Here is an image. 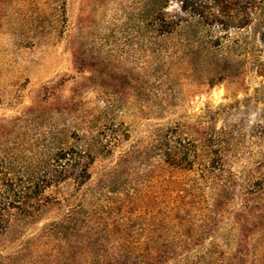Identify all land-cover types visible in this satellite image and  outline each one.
Here are the masks:
<instances>
[{
	"label": "trees",
	"instance_id": "obj_1",
	"mask_svg": "<svg viewBox=\"0 0 264 264\" xmlns=\"http://www.w3.org/2000/svg\"><path fill=\"white\" fill-rule=\"evenodd\" d=\"M65 1L0 0V17L15 2L31 38L50 12L62 32ZM134 5L123 23L136 38L130 69L102 57L88 67L92 84L63 106L36 99L0 118V264H245L257 232L264 264V170L230 166L238 142L217 126L218 110L179 115L186 93L237 82L259 60L264 0ZM90 60L82 51L78 71ZM257 71L264 75V62ZM67 181L70 197L58 195ZM226 228L234 230L229 253Z\"/></svg>",
	"mask_w": 264,
	"mask_h": 264
},
{
	"label": "rangeland",
	"instance_id": "obj_2",
	"mask_svg": "<svg viewBox=\"0 0 264 264\" xmlns=\"http://www.w3.org/2000/svg\"><path fill=\"white\" fill-rule=\"evenodd\" d=\"M133 6L134 0H66L65 21L58 24L62 32L52 30L55 24L50 12L49 24L31 38L34 31L27 32L26 9L12 2L11 10L0 17V118L22 114L36 99L45 108L63 106L64 99L70 98L76 88L92 84L85 80L92 74L88 67L100 59L130 69L136 62V38L123 23ZM82 51L91 60L84 62L83 71H78L77 59ZM115 52L122 56L120 61L115 59ZM259 61L264 62V52L258 61L253 59L247 64L237 82L224 80L190 94L186 93L188 78H178L187 97L179 115L192 118L208 107L218 110L217 126L231 130L238 142L230 166L256 176L264 170V75L257 71ZM100 77H96L97 81ZM45 86H49L50 95L46 102L42 100ZM84 89H88L87 85ZM88 97L93 98L91 93ZM106 162L97 161L95 171L102 170ZM72 186L67 181L56 191L70 197ZM63 209L66 207L52 213ZM223 231L222 246L232 252L234 230ZM249 240L251 255L245 264H257L262 254V232L251 234Z\"/></svg>",
	"mask_w": 264,
	"mask_h": 264
}]
</instances>
